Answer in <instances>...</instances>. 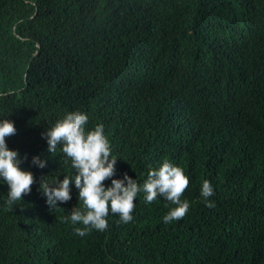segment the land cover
Returning a JSON list of instances; mask_svg holds the SVG:
<instances>
[{
    "label": "trees",
    "instance_id": "1",
    "mask_svg": "<svg viewBox=\"0 0 264 264\" xmlns=\"http://www.w3.org/2000/svg\"><path fill=\"white\" fill-rule=\"evenodd\" d=\"M73 111L103 126L111 179L182 168L187 214L165 224L174 206L141 192L131 222L110 213L105 231L76 235L74 181L58 208L39 191L75 175L42 136ZM4 119L35 182L9 208L0 178V264H264V0H0Z\"/></svg>",
    "mask_w": 264,
    "mask_h": 264
},
{
    "label": "clouds",
    "instance_id": "2",
    "mask_svg": "<svg viewBox=\"0 0 264 264\" xmlns=\"http://www.w3.org/2000/svg\"><path fill=\"white\" fill-rule=\"evenodd\" d=\"M88 121V115L81 111L68 112L42 133L47 140L48 151L55 155L57 146H60L61 153L71 161L75 175H64L63 180L54 178L51 183L45 177L40 182L39 191L46 197L51 209L58 208L57 202L66 203L71 199V184L74 181L78 200L83 204L82 209L76 206L70 212L71 223L83 225L74 228L76 235L84 237L93 229L105 231L110 213L118 215L122 223L131 222L135 199L141 192L146 203H152L159 196L174 206L163 217L165 224L179 221L187 214L189 202L181 197L189 179L182 168L164 160L158 169L149 170L142 185L127 174L123 179H111L115 174L117 158L111 153L103 126L97 125L94 130L86 131ZM15 134L12 121L0 120V178L9 187L6 201L9 208L22 201L24 195L30 194L35 182L32 172L19 167L21 160L18 152L6 145V137ZM31 163L39 168L46 166V162L39 157H33ZM108 179H111V186L104 184ZM200 192L205 206L214 207V203L208 200L214 194L210 181H203Z\"/></svg>",
    "mask_w": 264,
    "mask_h": 264
}]
</instances>
